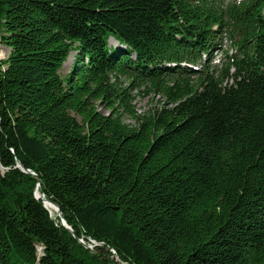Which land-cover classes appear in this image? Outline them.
Segmentation results:
<instances>
[{
  "label": "trees",
  "instance_id": "obj_1",
  "mask_svg": "<svg viewBox=\"0 0 264 264\" xmlns=\"http://www.w3.org/2000/svg\"><path fill=\"white\" fill-rule=\"evenodd\" d=\"M2 47L0 264H264V0H0Z\"/></svg>",
  "mask_w": 264,
  "mask_h": 264
},
{
  "label": "rangeland",
  "instance_id": "obj_2",
  "mask_svg": "<svg viewBox=\"0 0 264 264\" xmlns=\"http://www.w3.org/2000/svg\"><path fill=\"white\" fill-rule=\"evenodd\" d=\"M226 1H233V0H226ZM240 0H237V2H239ZM110 44H113V46H117V42L111 41ZM225 49V48H224ZM230 52V50H229ZM10 51L7 47H2L1 51H0V55L2 59H6L9 55ZM224 52H222V55H220L219 57H223ZM77 64V53L76 52H72L69 59L67 60V62L64 64L61 74L62 75H67L71 72L72 68ZM136 101H135V105L137 107L138 113H144L146 111H148L154 104H156L159 101V97L154 96V95H149L147 96L146 94H138L136 93ZM126 122L129 124H134V121L130 120V119H126ZM53 214V213H52ZM57 214V213H56ZM70 227V226H69ZM84 245L87 246L89 249H92L94 247L95 242L93 241H85L82 240Z\"/></svg>",
  "mask_w": 264,
  "mask_h": 264
},
{
  "label": "water",
  "instance_id": "obj_3",
  "mask_svg": "<svg viewBox=\"0 0 264 264\" xmlns=\"http://www.w3.org/2000/svg\"><path fill=\"white\" fill-rule=\"evenodd\" d=\"M36 197H37L38 199L43 200V202H45L44 197H43L42 194H40V196H39V195H36ZM54 206L57 208V211H58V217H59V218H62V213H61L59 207H58L56 204H54ZM61 224H62V226H63L65 229H67L68 231H70L71 233H73L72 228L68 226V224L66 223V221H65L64 219H62V223H61ZM80 242L84 245L82 239L80 240ZM87 248H88V247H87ZM89 248H90V247H89Z\"/></svg>",
  "mask_w": 264,
  "mask_h": 264
},
{
  "label": "bare ground",
  "instance_id": "obj_4",
  "mask_svg": "<svg viewBox=\"0 0 264 264\" xmlns=\"http://www.w3.org/2000/svg\"><path fill=\"white\" fill-rule=\"evenodd\" d=\"M37 195L40 196V193L37 192ZM44 200H45V202H44L45 206H46V207H49V208H51L53 211H55V212L57 213V216H58V211H57V208L54 206V204H53V203H50V202H49L48 200H46V199H44Z\"/></svg>",
  "mask_w": 264,
  "mask_h": 264
}]
</instances>
